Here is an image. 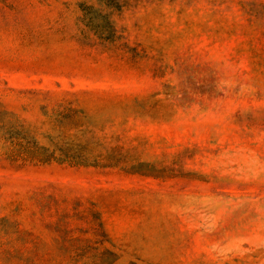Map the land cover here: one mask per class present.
I'll return each mask as SVG.
<instances>
[{"label": "rangeland", "instance_id": "rangeland-1", "mask_svg": "<svg viewBox=\"0 0 264 264\" xmlns=\"http://www.w3.org/2000/svg\"><path fill=\"white\" fill-rule=\"evenodd\" d=\"M0 110V264H264V0H0Z\"/></svg>", "mask_w": 264, "mask_h": 264}, {"label": "trees", "instance_id": "trees-1", "mask_svg": "<svg viewBox=\"0 0 264 264\" xmlns=\"http://www.w3.org/2000/svg\"><path fill=\"white\" fill-rule=\"evenodd\" d=\"M0 139V157L13 163L32 160L47 162L55 159L53 151L49 152V148L33 143L15 115L6 110H0Z\"/></svg>", "mask_w": 264, "mask_h": 264}]
</instances>
